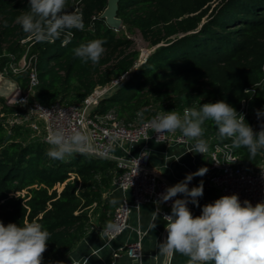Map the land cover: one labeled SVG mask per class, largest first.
Here are the masks:
<instances>
[{
	"label": "trees",
	"instance_id": "1",
	"mask_svg": "<svg viewBox=\"0 0 264 264\" xmlns=\"http://www.w3.org/2000/svg\"><path fill=\"white\" fill-rule=\"evenodd\" d=\"M108 1L68 0L65 10L79 7L84 29H72L66 46L63 35L55 42L31 45L37 96L44 105L78 104L96 87L110 85L94 112L115 108L119 118L130 122L140 112L151 118L220 100L239 112L242 99L251 95L245 120L260 131L264 117L258 119L256 110L264 109V86L252 94L245 89L264 78V0H119L122 26L117 29L101 16ZM28 10L29 0H0V71L10 62V53L25 50L21 40L28 34L16 18ZM136 30L152 49L146 57L130 36ZM95 39L106 41L105 53L96 64L82 63L73 50ZM9 75L24 86L28 83L27 73ZM0 109L11 112L13 107L0 96ZM203 127L205 138L218 135L211 120ZM8 134L0 123V221L41 223L51 234L44 264L63 259L88 231L96 208L114 214L103 196L121 168L115 160L80 152L52 159L49 143L31 140L27 129L15 127ZM235 153L247 167L264 157L262 150L250 160L244 147Z\"/></svg>",
	"mask_w": 264,
	"mask_h": 264
},
{
	"label": "clouds",
	"instance_id": "2",
	"mask_svg": "<svg viewBox=\"0 0 264 264\" xmlns=\"http://www.w3.org/2000/svg\"><path fill=\"white\" fill-rule=\"evenodd\" d=\"M67 3L68 0H29V10L18 16L16 23L36 42H55L63 35L62 46H66L73 37L72 29H84L82 14L67 12ZM105 43L103 39L91 40L73 52L82 63L91 61L96 64L106 51ZM138 115L142 117V113ZM256 116L258 119L264 117V109H257ZM208 120L215 124L221 139L231 140V148H247L250 160L264 150V123L260 125V131H254L246 122L245 115L223 100L204 103L198 109L185 108L183 115L175 110L163 112L152 119L151 125L159 134L157 141L162 135L180 131L185 138L194 141L186 153L204 155L209 150L203 138V125ZM89 139L87 134L77 129H50L47 155L62 160L73 152L85 153L90 150ZM182 156L165 157L168 161L178 162ZM237 160L225 153L224 163L232 164ZM213 161L221 164L215 156ZM207 172V167H201L187 174L183 181L167 187L154 201L156 211L152 219L156 221L162 203L173 200L178 194L184 197L174 199L170 214L163 216L167 237L161 242V253L183 255L188 258L187 264H264V202L253 206L250 201L242 203L237 194H232L205 204L198 216H194L189 209V203L200 206L198 198L203 196L204 182L201 180L198 186L191 189L188 184L194 177H202ZM155 227L153 223L152 228ZM50 235L37 221L25 220L22 226L16 223L5 225L0 221V264H44ZM68 257L71 264H81V259L83 264H88L87 258ZM49 264L63 262L49 261Z\"/></svg>",
	"mask_w": 264,
	"mask_h": 264
},
{
	"label": "built area",
	"instance_id": "3",
	"mask_svg": "<svg viewBox=\"0 0 264 264\" xmlns=\"http://www.w3.org/2000/svg\"><path fill=\"white\" fill-rule=\"evenodd\" d=\"M79 2L80 0L77 4ZM75 11L80 13L79 7ZM34 42L29 36L22 39L21 43L26 45L25 50L16 54L10 53V62L0 71L1 75L7 76H10L9 72H12L13 75L27 73L28 80L25 86L15 80L14 92L5 97V104L12 106L13 110L8 112L0 109V123L7 128L9 134L13 128L21 127L27 129L31 136H39L45 142H48L50 129L60 127L66 130L77 129L90 138V150L85 153L117 161L121 171L114 176L113 184L130 195H126L122 202L117 205L112 224L102 229L109 243L129 226V217L133 208L137 205L150 203L154 204L156 211L154 201L159 199L160 194L165 192L167 187L172 186L167 179L160 175L158 169L150 164L149 142L157 141L159 135L154 131L151 121L165 111H161L151 118L143 114L141 117L137 114L135 119L130 122L119 118L115 108H111L105 113L94 112L101 97L110 89V85L96 87L78 104L66 105L55 102L51 105H44L38 99L36 90L39 84L36 55L30 54V47ZM122 79L114 80L113 83ZM258 86H264V78L261 82L245 90L252 94ZM251 98L252 96L249 95L242 99L238 113L247 115ZM93 104H95V108L90 113H86L87 107ZM178 113L183 115V111ZM203 138L207 141L209 150L206 154L199 155L208 159L209 184L218 188L221 196L237 194L242 203L244 200H248L255 206L258 202H264V157L257 166L247 167L243 164L240 156L235 153V149L230 147L231 140H222L218 135ZM158 142L168 145L186 144L188 148L194 143V141L185 138L180 131L162 135ZM115 149L120 152H115ZM225 153L231 154L238 160L232 164L224 163ZM213 156L221 164L217 165L213 161ZM176 198L182 197L178 195ZM173 200L160 205L159 215L170 214ZM122 252L141 258L143 256L141 238L126 244L120 250L115 251L113 255L116 258ZM50 261L63 262L62 259ZM45 264H49V261Z\"/></svg>",
	"mask_w": 264,
	"mask_h": 264
},
{
	"label": "crops",
	"instance_id": "4",
	"mask_svg": "<svg viewBox=\"0 0 264 264\" xmlns=\"http://www.w3.org/2000/svg\"><path fill=\"white\" fill-rule=\"evenodd\" d=\"M149 144L151 150L150 164L157 168L160 175L167 179L172 186L183 181L187 174L193 173L201 167L208 168V172L204 176H196L188 184L189 189H191L198 186L201 180L204 182L203 196L198 198L200 206L197 207L192 203L188 204L194 216L201 214V209L205 204L214 202L221 197L218 188L208 182L210 169L207 157L200 156L199 153H186L189 149L186 144L168 145L155 140L150 141ZM166 155L169 157L173 155L183 156L177 162L176 160L168 161ZM126 195L129 196L130 194L114 186L112 181L104 193L103 203L108 206L112 205L115 211L117 205L122 202ZM178 195L184 198L182 194ZM96 207L94 206L91 211ZM102 211L107 210L104 207L95 209L88 231L62 259L64 264L71 262L68 255L77 259L87 258L88 264H187L188 258L183 255H165L161 253V242L167 237L166 222L161 215L156 221H153L154 204H142L140 207L133 208L129 217V226L109 243L102 229L112 224L113 215L107 211V216L102 218ZM153 223L156 224L154 229L152 228ZM140 238L143 243V256L141 258L131 256L125 252H122L116 258L114 257L115 251ZM81 264H83L82 259Z\"/></svg>",
	"mask_w": 264,
	"mask_h": 264
},
{
	"label": "rangeland",
	"instance_id": "5",
	"mask_svg": "<svg viewBox=\"0 0 264 264\" xmlns=\"http://www.w3.org/2000/svg\"><path fill=\"white\" fill-rule=\"evenodd\" d=\"M130 36L135 40V46L138 48L141 52L142 57H146L151 51V47L149 46V43L146 42L139 30H136L135 32L131 33ZM15 80H13L10 76L7 75H1L0 74V96L6 97L7 95H10L15 90ZM28 137H30L31 140H41L42 138L39 136L33 137L31 134H27ZM115 152L119 153L117 149L114 150ZM76 153H72L70 155H67L69 158L72 157ZM60 189H62V186H59Z\"/></svg>",
	"mask_w": 264,
	"mask_h": 264
},
{
	"label": "water",
	"instance_id": "6",
	"mask_svg": "<svg viewBox=\"0 0 264 264\" xmlns=\"http://www.w3.org/2000/svg\"><path fill=\"white\" fill-rule=\"evenodd\" d=\"M118 2L119 0H109L107 8L104 10V12L101 15L102 18H104L111 27H114L116 29L122 26V20L117 17ZM104 97L105 96H102L100 100H102ZM94 108H95V104L87 107L86 113H90ZM9 137L10 134H8L7 138ZM94 156L98 158H104L99 155H94Z\"/></svg>",
	"mask_w": 264,
	"mask_h": 264
}]
</instances>
